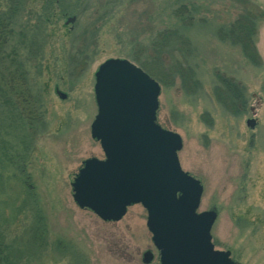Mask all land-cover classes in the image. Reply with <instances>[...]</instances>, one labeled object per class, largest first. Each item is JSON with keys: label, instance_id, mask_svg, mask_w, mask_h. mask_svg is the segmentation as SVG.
<instances>
[{"label": "rangeland", "instance_id": "obj_1", "mask_svg": "<svg viewBox=\"0 0 264 264\" xmlns=\"http://www.w3.org/2000/svg\"><path fill=\"white\" fill-rule=\"evenodd\" d=\"M250 1L262 14L251 35L253 59L216 34L241 12L238 0H66L67 14L56 7L51 18L41 17L43 0H0L12 35L4 50L22 61L38 113L33 130L19 121L10 127V114L0 115V229L21 264H159L140 203L105 221L74 202L71 182L84 159L103 158L90 135L98 65L124 58L165 71L179 53L197 82L157 81V123L181 136L179 164L203 186L197 210L217 211L214 247L229 250L236 264H264V0ZM167 31L181 36L175 47L182 51L172 56L154 49ZM218 76L242 88L238 108L220 102L226 92ZM146 250L153 254L147 263Z\"/></svg>", "mask_w": 264, "mask_h": 264}, {"label": "water", "instance_id": "obj_2", "mask_svg": "<svg viewBox=\"0 0 264 264\" xmlns=\"http://www.w3.org/2000/svg\"><path fill=\"white\" fill-rule=\"evenodd\" d=\"M94 77L90 135L104 157L83 160L71 182L74 202L105 221L119 220L127 206L140 203L159 264H235L229 250L211 242L216 211H197L203 188L179 164L181 136L156 122L158 82L129 60L112 57ZM152 257L146 250L142 261Z\"/></svg>", "mask_w": 264, "mask_h": 264}, {"label": "trees", "instance_id": "obj_3", "mask_svg": "<svg viewBox=\"0 0 264 264\" xmlns=\"http://www.w3.org/2000/svg\"><path fill=\"white\" fill-rule=\"evenodd\" d=\"M240 4H242L241 12L236 16V18L230 21L227 24H221L216 29V34L221 39H227L230 43H235L239 45L245 54L246 57L254 58L256 56V48L254 44V40L251 35H253V31L255 28L256 20L261 14V12L257 10L256 4L250 0H238ZM262 15V14H261ZM4 30V29H3ZM3 35L2 29L0 28V37ZM160 40H158L154 45V49H158V51L164 49L167 50L169 56H172L182 50L177 49L175 45L177 41L181 43L180 37L176 31H167V32H159ZM12 37L11 33L8 34V39L10 40ZM2 40L0 38V65L5 63H10L11 65L8 67H0V72H7L11 76L10 78L14 80V82L0 84V96H7L8 99L10 97L11 104L15 107V110L27 111V107L31 109V102L26 100V95H30L29 86L25 82L26 70L23 67H20V59L16 52H9L3 49ZM187 40V39H186ZM179 43V44H180ZM4 54V55H3ZM180 54V53H179ZM178 56L174 55V59H172L171 66L162 71L152 66V68H144L139 65L145 72H147L151 77L160 82H165L169 79H173L177 75L181 78L183 84H185L188 79L190 82H197L195 77V71L192 65L187 61L188 64L183 65L182 57L183 54ZM168 56V59L170 58ZM187 57V56H185ZM183 57V58H185ZM186 59V58H185ZM157 61V60H155ZM158 62V61H157ZM16 64V65H15ZM158 64H160L158 62ZM4 68V69H3ZM3 71V72H2ZM0 73V80L4 78ZM4 74V73H3ZM166 77H168L166 79ZM219 81L221 82V88L226 92V95L223 97H227L228 100H224L223 97H220V102L228 106L230 108L237 107L238 105H242L244 103L242 88H237V85L233 82L231 78H225L224 76H218ZM21 80V81H20ZM239 98V99H238ZM23 100L24 106L20 103ZM15 104V106H14ZM18 105V107L16 106ZM22 107V108H21ZM17 108V109H16ZM25 120L26 115H24ZM32 241L33 243L36 240H41L42 238V226H38L34 232L32 233ZM35 244V243H34ZM19 255V256H18ZM18 256V257H16ZM21 256L19 254V250L16 247H13L10 244L5 243L4 235L2 230L0 229V264H21ZM24 264V263H23Z\"/></svg>", "mask_w": 264, "mask_h": 264}, {"label": "flooded vegetation", "instance_id": "obj_4", "mask_svg": "<svg viewBox=\"0 0 264 264\" xmlns=\"http://www.w3.org/2000/svg\"><path fill=\"white\" fill-rule=\"evenodd\" d=\"M64 1H66V0H43L44 5H42V6L43 7H46L47 10H42L41 11V17H43V18H51L52 15L54 14V11L56 10V7H60L62 9V6H63L62 3ZM85 1L87 2V0H85ZM88 1L90 2V0H88ZM16 3H17V1L16 2H13L11 4V7H13V10H15L17 8V4ZM65 14H67V11H65L64 9H62L60 15H65ZM1 18L2 17H0V28L2 29L3 35H1L0 38L1 39L3 38L2 44L6 45L5 47L3 46V49H6L7 45L10 44L9 39H8V34L11 32V30L9 28V24H8L7 20L5 19V17L3 19H1ZM21 63H20V67H23V63L22 64ZM10 65H11L10 63L9 64L8 63H5L2 66L3 67H8ZM3 76H4V78H2L0 80V84H4V83H7L8 84L9 81L10 82H14V80L10 78L11 75L9 73L4 72ZM0 97H1L0 98V102L2 103V105H5V108H7V110H8L9 107L13 108V106L11 104L10 98L8 99L7 96H0ZM25 97H26V100H29V101L30 100H33V97L30 96L29 94H27ZM20 104L22 106H24L23 100H22V102ZM31 107H32L31 109H29V107H27V111L18 110L16 112H14L12 110V112H11V111L5 110L2 113L0 112V115L1 116H5L7 118V114L8 113L10 114V117H9L10 119L7 122L8 125H11L10 127H12V125L14 124L15 121L16 122L19 121V123H17L16 125H20V124L23 125V122H24V124L27 126V128H29L30 130H33L34 129V125H35L36 120H37L36 118L38 116V113L36 111V106H35L34 103L31 104ZM24 115H26V119L27 120H25ZM1 123H2V120L0 121V124ZM4 123L5 122L3 120V124ZM2 125H0V127ZM4 136H6V135L4 134Z\"/></svg>", "mask_w": 264, "mask_h": 264}]
</instances>
